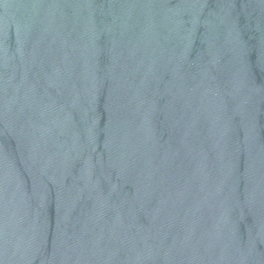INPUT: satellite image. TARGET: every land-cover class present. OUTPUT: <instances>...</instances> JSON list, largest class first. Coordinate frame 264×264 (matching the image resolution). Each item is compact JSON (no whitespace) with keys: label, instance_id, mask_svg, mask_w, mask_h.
<instances>
[{"label":"water","instance_id":"obj_1","mask_svg":"<svg viewBox=\"0 0 264 264\" xmlns=\"http://www.w3.org/2000/svg\"><path fill=\"white\" fill-rule=\"evenodd\" d=\"M0 264H264V0H0Z\"/></svg>","mask_w":264,"mask_h":264}]
</instances>
